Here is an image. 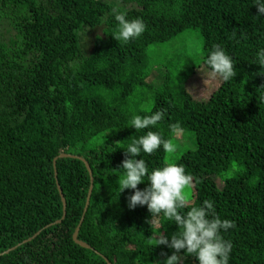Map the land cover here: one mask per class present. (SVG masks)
I'll return each mask as SVG.
<instances>
[{"label":"trees","instance_id":"obj_1","mask_svg":"<svg viewBox=\"0 0 264 264\" xmlns=\"http://www.w3.org/2000/svg\"><path fill=\"white\" fill-rule=\"evenodd\" d=\"M253 3L0 0V264L162 261L172 250L150 247L149 236L160 226L165 235L178 229L162 216L151 219L146 206L127 207L132 190L119 192V165L124 147L147 131L171 142L180 129L193 131L196 143L169 162L191 174L188 206L208 199L221 219L235 221L221 233L233 245L228 264H264V68L255 64L264 16ZM113 9L141 18L142 35L116 41ZM187 29L199 34L201 57L173 66L153 87L148 49ZM214 44L236 72L196 99L185 82ZM159 109L164 118L155 127L129 126L134 114ZM60 152L83 157L90 170L77 157L53 164ZM164 154L158 148L140 157L151 170L166 163ZM77 226L88 247L73 240Z\"/></svg>","mask_w":264,"mask_h":264},{"label":"clouds","instance_id":"obj_2","mask_svg":"<svg viewBox=\"0 0 264 264\" xmlns=\"http://www.w3.org/2000/svg\"><path fill=\"white\" fill-rule=\"evenodd\" d=\"M253 4L258 15L264 16V0H254ZM112 15L116 25L115 31L110 34L116 41L127 44L145 31L143 20L139 17L130 18L127 11L113 9ZM255 64L264 68V48L256 52ZM234 65L231 55L223 47L212 45L211 50L204 55L203 68L198 67L203 84L206 80L213 86L217 82L233 81L236 72ZM163 118L162 109L143 116L134 114L129 126L135 130L149 129ZM158 148L167 153L175 151V145L170 140L163 139L158 131L151 130L124 147L125 158L119 165L123 169V176L118 181L119 192L126 188L132 190L127 198L129 209L146 206L151 219L162 216L178 229L165 235L159 231L160 226L149 236L150 247L164 245L172 250L171 254L155 264H181L185 257H194L197 264H228L233 245L221 233L234 229L235 221L221 219L215 211L214 202L208 199L199 205L188 206L186 189L191 186L192 177L182 164L165 163L149 170L140 153L150 155ZM137 156L140 158L137 159ZM143 181H147V185L143 189L138 188L137 185Z\"/></svg>","mask_w":264,"mask_h":264},{"label":"rangeland","instance_id":"obj_3","mask_svg":"<svg viewBox=\"0 0 264 264\" xmlns=\"http://www.w3.org/2000/svg\"><path fill=\"white\" fill-rule=\"evenodd\" d=\"M108 1L113 2L114 0ZM155 47H157L156 51H154V46L148 49L150 72L147 75V79L153 82V87L156 88L160 87L162 84L161 75L168 76V72H172L173 66L176 67L175 69L180 70L183 69L185 65L189 66L192 62L191 60L195 61L201 57V38L194 29L184 30L178 33L174 38L163 43V45H157ZM184 58H189L190 60H183ZM172 82L173 80L169 79L168 85L170 88L172 87ZM218 84L217 82L215 86H213L206 80L204 85L202 74L197 67L188 77L185 82V87L194 98L206 99ZM148 98V101L151 103V93H149ZM171 142L175 145V151L172 153L165 152L164 160L166 163L172 161L182 151L194 149L196 147L194 133L191 130H176ZM190 192L191 188H188L186 199L189 198Z\"/></svg>","mask_w":264,"mask_h":264},{"label":"water","instance_id":"obj_4","mask_svg":"<svg viewBox=\"0 0 264 264\" xmlns=\"http://www.w3.org/2000/svg\"><path fill=\"white\" fill-rule=\"evenodd\" d=\"M57 157H77V158H79L80 160H82V161L84 162V164H85L87 170H90V169H89V165H88V163L84 160L83 157L76 156V155H72V154H69V153H63V152H60L56 157L53 158V164L55 163V160H56ZM54 175L56 176V171H55V170H54ZM91 182H92V181H91ZM91 186H92V185H90V188H91ZM57 189L59 190V192L61 191V190H60V187H59L58 185H57ZM89 190H90V189H89ZM60 198H61L62 206H63V215H62V217H63L64 214H65V200H64V198H63L61 192H60ZM87 203H88V198H87V200H86V204H85L84 210L86 209V205H87ZM77 232H78V226L76 227V229H75V231H74V233H73V235H72L73 240H74L77 244H79L80 246L88 247V245H87L86 243H84V242H82V241H80V240L77 239ZM107 264H110V262L107 261Z\"/></svg>","mask_w":264,"mask_h":264}]
</instances>
